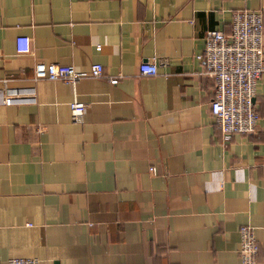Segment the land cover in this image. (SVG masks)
Here are the masks:
<instances>
[{
	"label": "crops",
	"instance_id": "crops-1",
	"mask_svg": "<svg viewBox=\"0 0 264 264\" xmlns=\"http://www.w3.org/2000/svg\"><path fill=\"white\" fill-rule=\"evenodd\" d=\"M240 10L261 11L264 60V0H0V264H239L241 224L264 264V70L255 129L223 141L194 58ZM36 60L121 77L33 80Z\"/></svg>",
	"mask_w": 264,
	"mask_h": 264
},
{
	"label": "built area",
	"instance_id": "built-area-1",
	"mask_svg": "<svg viewBox=\"0 0 264 264\" xmlns=\"http://www.w3.org/2000/svg\"><path fill=\"white\" fill-rule=\"evenodd\" d=\"M261 11L240 10L231 14L229 32L207 30L203 47L194 58L202 64V73L212 79L213 89L208 102V110L213 126L219 131L223 141L231 134H248L256 127L258 113L253 105L254 86L264 70L262 43ZM95 50H99L96 45ZM14 50L18 54H27L30 50V38L16 36ZM139 75L156 74L153 61L141 62L137 66ZM105 77L115 84L121 76H103L99 63H91L87 70H78L72 65L43 63L36 60L32 68V79L60 81L73 86L84 78ZM12 98H2L3 105H9ZM70 120L81 123L84 103L73 98L67 103ZM148 172L155 174V168L149 166ZM237 255L239 264H255L258 246L253 236L252 226L241 224L237 228ZM6 264H39L36 258H8Z\"/></svg>",
	"mask_w": 264,
	"mask_h": 264
}]
</instances>
